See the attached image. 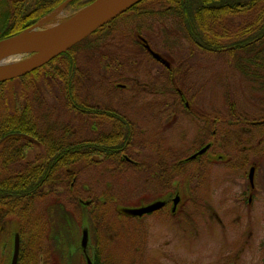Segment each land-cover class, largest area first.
Listing matches in <instances>:
<instances>
[{
  "label": "flooded vegetation",
  "instance_id": "af4514ba",
  "mask_svg": "<svg viewBox=\"0 0 264 264\" xmlns=\"http://www.w3.org/2000/svg\"><path fill=\"white\" fill-rule=\"evenodd\" d=\"M162 40L136 32L134 47L100 58L98 87L83 83L85 109L113 115L101 131H58L56 62L21 76L15 91L0 87V113L20 117L0 131V199L10 201L0 202V264H12L16 247L15 264H198L176 243L197 245L203 222L230 235L227 258L214 264H264V51L253 56L248 42L229 49L241 59L229 54L225 63L198 44L170 58ZM30 76L44 89L45 79L52 82L51 95L38 98L54 103L50 111L34 106ZM111 78L117 84H106ZM91 87L100 100L90 101ZM114 91L123 98L109 109ZM29 110L35 121L27 127ZM124 118L128 129L120 127ZM219 194L227 207L218 208Z\"/></svg>",
  "mask_w": 264,
  "mask_h": 264
},
{
  "label": "trees",
  "instance_id": "16d2710c",
  "mask_svg": "<svg viewBox=\"0 0 264 264\" xmlns=\"http://www.w3.org/2000/svg\"><path fill=\"white\" fill-rule=\"evenodd\" d=\"M2 1L4 5L0 6L4 9L0 12V40L19 34L34 26L40 19L52 13L66 0L49 2L48 0H43V2L41 0H9V7H6L8 1L0 0L1 3ZM77 1L80 0H74L65 6L67 16L74 14L94 0H86L83 4L81 2L82 6L80 8L73 9L74 3H77ZM152 8L154 10L149 12ZM130 13L132 14L130 15L132 21L139 25L133 33L142 32V25H144V28L147 27L146 30L150 29V32L155 31L152 27L158 24L161 27V31L158 34L163 39L162 41L166 42L163 43L164 45L171 44L168 43L170 39L180 40L181 38H185L188 43L186 47L195 48L198 47V44H201L203 49H210L214 54L219 53L218 55L221 59H224L225 63H228L227 56L229 54L237 55L229 51V49L234 51L243 50L248 42H250L249 45L253 56L259 54L262 50L264 51V0H142L108 25L98 29L92 35L69 49L68 53L60 54L48 63V69H50V65L55 62L58 63V131H94L93 128L96 131H101L103 128L101 126H104L105 120L107 127H112V123H115L112 122L113 115L110 112L104 113L101 108L85 109L87 108L85 107L87 105L86 95H80L79 91L83 83L88 86L91 85L88 84L90 79L88 80V76H86V65L79 62L77 57L79 53L77 55L76 53L83 50L80 57L88 64H92L93 61L99 64V59H104V54L106 53L98 50L106 40L102 35H105L104 33L115 32L113 23ZM150 16L155 18L159 16L158 19L160 20L150 21L148 18ZM143 17H147V19ZM143 20H148V22ZM148 25H150V28H148ZM94 38L96 39L94 40ZM129 40L131 42L134 41V39L132 41L130 38ZM129 40L126 44L117 45V47H127V44L130 43ZM87 43L89 44L86 48L84 45ZM81 46L84 47L79 49ZM219 49L226 50L223 52L214 51ZM97 56H99L98 60ZM241 58L242 54L240 53L237 55V59ZM91 69H94L93 65H91ZM49 72L48 77L51 78L52 73L51 71ZM22 78L19 77L2 82L0 83V87L15 80L21 82ZM31 78L37 77L30 76L28 80L30 84L28 94L33 97L34 106L45 105L48 111H50L54 103H44L38 100V98L40 95H51L52 82L45 79L46 89H44L39 85V78L38 80ZM1 99H3L2 93ZM43 113H46V111ZM43 116L44 119H50L48 114H43ZM23 117L26 120L27 127L33 123V120L35 121V114L32 110L25 112ZM19 119L20 117H18L17 112L7 114L4 111L0 113V131L9 129L13 121L18 124ZM50 122L49 120L48 123ZM120 127L123 129L130 128V120L124 118ZM59 136H61L60 133ZM60 148L61 145L58 149L59 154L61 152ZM65 168L60 165L59 171L63 172ZM4 200L0 199V202H4ZM5 201L10 202L8 199Z\"/></svg>",
  "mask_w": 264,
  "mask_h": 264
},
{
  "label": "water",
  "instance_id": "95a60500",
  "mask_svg": "<svg viewBox=\"0 0 264 264\" xmlns=\"http://www.w3.org/2000/svg\"><path fill=\"white\" fill-rule=\"evenodd\" d=\"M74 0H66L52 13L40 19L33 27L22 31L19 34L0 40V62L15 56L28 55L27 60L8 66L0 70V83L24 76L43 65L47 64L60 54L66 53L69 49L92 35L95 31L108 25L114 19L124 14L142 0H94L66 20L48 29H40L39 23L57 10H64L68 3ZM40 29V30H39ZM207 147L192 155L187 161L201 155ZM153 207L133 211L140 214L147 212ZM87 235L83 233L82 246H85ZM18 255V248H15L12 264H15Z\"/></svg>",
  "mask_w": 264,
  "mask_h": 264
},
{
  "label": "rangeland",
  "instance_id": "374dc122",
  "mask_svg": "<svg viewBox=\"0 0 264 264\" xmlns=\"http://www.w3.org/2000/svg\"><path fill=\"white\" fill-rule=\"evenodd\" d=\"M74 4H75V6H73V9L74 8L78 9V8H80L82 6L81 5V1H77V3H74ZM0 5H4V2H2V3L0 2ZM85 6H83V7H85ZM6 7H9V4H6ZM3 9L4 8H2L0 6V12H2ZM152 10H154V9L153 8L150 9L149 12H151ZM67 15L68 14H67L66 11H63V13H62L61 9L57 10V11L54 12L53 15L49 16L44 23H39V24H42V25H40L41 27H39V28L44 30V29H48V28H51L53 26H56V25L64 22L66 20V16ZM130 15H132V14L130 13L127 16L122 17L121 19H118L115 23H113V27H115V32L104 33L105 35H102L103 38H105L106 40L103 43V45L101 46V48L98 49V50H102L103 52H106V51L110 52V49L118 48L117 45L121 46V44H126L128 42V40H129V38L133 41V39L135 37V33H133V31L136 30L137 26H139V25L135 24L132 21ZM143 18L147 19V17H143ZM157 18H159V16H157ZM153 19H155V18H153ZM141 20H142V18H141ZM156 20H160V19H155L154 21H156ZM143 21L148 22V20H143ZM148 26H149L148 28H150V25H148ZM146 28L147 27L144 28V25H142V27H141V31L142 32H139V33H146V34L149 33L150 29L146 30ZM152 28L157 33H159L161 31V27H159L158 24H156L155 27H152ZM95 39L96 38H94V40ZM99 42H101V41H99ZM162 43H166V42H162ZM168 43H171V44H168L169 46L168 45H164V44L163 45H164V47L166 49L172 50V51H170L172 53H164V55L165 56H169L170 58H171L170 54H173V57H177L178 53H176V52H178L179 49L186 47V44L184 43L183 39H180V40H171L170 39V40H168ZM88 44L89 43H87L84 46H86V48H87ZM129 44H127L128 45L127 47L128 48H132V46L135 44V41H133V42L130 41ZM158 44H159V47L163 48L162 44H160V43H158ZM84 46L79 47V49L83 48ZM162 51H164V48H163ZM82 52H83V50H80V51H78L76 53V55L79 53L77 55V57H78L79 62L81 64L89 66V69L86 71L87 72L86 76L90 75V80L91 81L89 82V85L94 86V87H98V84L95 85V83H98L97 79H98L99 74L101 72V71L98 72V68L97 67L99 66V64H97V62H94V61L92 62V64L91 63L88 64L82 57H80V55H82L81 54ZM28 57H29L28 55L15 56L13 58H7L5 61L11 62L13 64H17V63H21V62L27 60ZM98 59H99V56H97V60ZM99 63H100V59H99ZM91 65H93L95 69H90ZM89 71H90V74H89ZM109 80H110V82L107 81L106 84L111 83L110 86H112L114 84H117V81H116L115 78H111ZM236 83H238L237 80H236ZM9 84L12 87V89L10 88V90L15 91L13 88H18L19 89V82L17 80L13 81L12 83L9 82ZM81 89H83V86L81 87ZM86 90H87V88L84 87V91H86ZM90 91H91L90 101H98V100L101 99L100 96H98L99 94H98L97 90H95L94 88L91 87ZM219 91H220L219 94H221V90L220 89H219ZM124 92L125 91H123L122 94H124ZM222 92H223V89H222ZM118 93H119L118 91H114V93H112L111 95H107L106 103L109 105V106H107L109 109H111V107H115L114 103L116 101H118V100L123 98V96L122 95H118ZM240 94H242V89H240ZM129 95H130V93H129ZM124 96H126V95H124ZM10 98L14 99V97H12L11 94H10ZM11 102H15V100H11ZM128 106L133 108V105H131V104L128 105ZM220 108H221V105H220ZM220 111L221 112H226V109L223 108V109H220ZM43 112H45V111H43ZM129 117L132 119L131 116H129ZM171 122L174 123V125H173L174 129L176 128L177 131H178V127H179L178 123L179 122L177 120L175 121V119L171 120ZM191 127H193V126H191ZM179 128L182 129L181 126ZM181 129H180V131H181ZM232 190L233 189H232V187L230 185L231 193H232ZM215 196L217 198H219V200H218V208L227 207L226 203L224 205L220 203L221 202L220 194L219 195H215ZM210 205L214 206L213 199H212V202H210ZM221 217H223L224 220L226 221V222L224 221L223 224H228L229 217H228L227 213L225 212L223 214V216L221 215ZM204 219L206 220V216L204 217ZM216 229L217 228L213 227L211 222L210 223L208 222L207 224H205V222H203V226L201 228L200 242H198L197 245H196V242L194 240H187L186 242H182V240L179 239V242L176 243V251L180 250L179 251V252H181L180 256L183 255V256H185L186 259H189V260H192V261H195L196 257H197V259L199 260L198 264H214L213 262L217 261L218 257L226 259L227 258V253L231 249L230 244L228 245V241L230 240V235L226 236L224 234L223 235L218 234L216 232ZM221 233H223V232H221ZM154 248H152V249H154ZM174 254H176V253H174ZM151 255H156V253L151 252ZM200 257L202 258L201 261H200V259H201ZM223 261H225V260H223Z\"/></svg>",
  "mask_w": 264,
  "mask_h": 264
},
{
  "label": "bare ground",
  "instance_id": "6f19581e",
  "mask_svg": "<svg viewBox=\"0 0 264 264\" xmlns=\"http://www.w3.org/2000/svg\"><path fill=\"white\" fill-rule=\"evenodd\" d=\"M11 65H13V63L4 60V61L0 62V70L6 68L8 66H11Z\"/></svg>",
  "mask_w": 264,
  "mask_h": 264
}]
</instances>
